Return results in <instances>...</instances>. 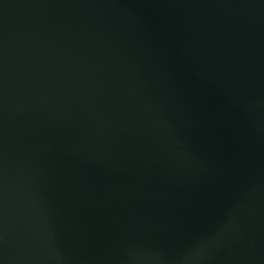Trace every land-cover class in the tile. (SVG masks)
Listing matches in <instances>:
<instances>
[{
	"label": "water",
	"instance_id": "water-1",
	"mask_svg": "<svg viewBox=\"0 0 264 264\" xmlns=\"http://www.w3.org/2000/svg\"><path fill=\"white\" fill-rule=\"evenodd\" d=\"M0 264H264V0H0Z\"/></svg>",
	"mask_w": 264,
	"mask_h": 264
}]
</instances>
